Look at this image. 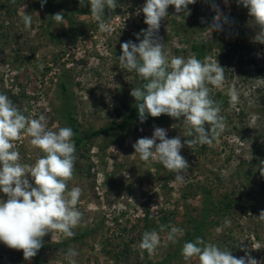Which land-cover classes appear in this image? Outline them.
<instances>
[{"label": "rangeland", "instance_id": "1", "mask_svg": "<svg viewBox=\"0 0 264 264\" xmlns=\"http://www.w3.org/2000/svg\"><path fill=\"white\" fill-rule=\"evenodd\" d=\"M145 2L118 0L114 12L105 8L104 19L111 18L113 29L108 34L99 31L89 0L82 5L80 0H47L44 7L39 0H0V93L26 116L45 115L49 128H77L87 135L122 122L128 107L137 104L130 93L140 78L120 66V45L129 40L139 43L135 34L147 25L143 13H136ZM212 3L229 18L223 30L234 26L237 37L243 32L244 43L229 39L230 43L221 45L223 30L219 36L216 31L210 35L206 28L215 15ZM188 7L189 15L169 6L158 35L170 57L195 56L201 61L210 57L225 68L223 86L209 85L212 99L226 118L225 131L211 145L196 143L181 149L190 166L183 182H177L157 160L142 161L132 147L139 138H151L154 127L166 129L168 138L180 136L182 143L191 139L185 137L182 120L167 118L161 125L139 128L131 125L85 143L76 151L74 176L68 182L69 190L82 189L77 205L82 220L73 229L74 237L53 232L43 238L47 249L40 264H69L70 248L78 252L73 258L76 264H199L198 258L185 261L181 254L183 244L196 237L237 258L247 251L264 264V222L257 218L264 210L260 174L264 167V78L260 74L264 44L254 41L258 29L251 26L248 10L236 0L227 4L197 0ZM58 12L64 15L62 22L51 17ZM25 13L32 17L29 30L22 22ZM203 44L207 46L203 52L193 50L194 45ZM63 80L70 87L74 122L63 113ZM233 87L239 92L234 108L227 94ZM30 139L22 136L14 142L21 163L34 164L43 155ZM0 199L7 197L0 192ZM206 209L205 227L191 239L193 222L201 221ZM225 218L231 220L230 227H223ZM161 225L183 228L184 235L175 243L168 241L169 229L160 231ZM151 230L159 233L160 245L149 254L139 243L142 234ZM20 252L0 242V264H22L25 259ZM26 262L33 264L34 257Z\"/></svg>", "mask_w": 264, "mask_h": 264}, {"label": "clouds", "instance_id": "2", "mask_svg": "<svg viewBox=\"0 0 264 264\" xmlns=\"http://www.w3.org/2000/svg\"><path fill=\"white\" fill-rule=\"evenodd\" d=\"M15 3V0H12ZM41 7L47 0H39ZM118 0H89L91 16L98 22L101 33L111 34L109 18L105 17V8L114 12ZM197 0H146L142 8L137 9L144 15L147 29L136 33L139 43L129 40L120 45V66L128 72H135L141 86L133 88L130 95L135 98L138 118L141 123L149 116L153 118L167 115L183 121L185 139L168 138L167 130L154 127L151 138L143 137L132 145L134 153L142 161L150 159L160 162L174 174L177 182H183L189 162L181 155V149L194 144L211 145L226 129V118L222 116L221 106L212 99L211 85L221 88L225 81L224 69L218 60L210 57L201 61L195 56H171L166 50L158 32L161 21L168 17L169 6L176 13L190 14L189 5ZM227 4L228 0H224ZM248 10L250 24L258 29L254 41L264 44V0H236ZM83 4V0H80ZM215 12L212 23L206 28L210 35L222 31L229 23L219 6L212 3ZM56 22H62L64 15L58 12L51 16ZM22 22L26 30L31 29L32 17L25 13ZM202 19V23H203ZM141 37H143L141 39ZM43 65H41V69ZM229 104L234 108L239 103V92L234 87L228 91ZM88 99V97H87ZM75 133L70 127L48 126L45 115L38 118L26 116L6 95L0 93V192L7 199H0V242L14 250H22L25 260H31L43 247V238L49 233L58 232L66 238L75 236L73 229L82 220L78 209L82 189L69 190L68 182L73 179L77 162ZM30 137V144L39 149L41 155L34 164L21 163L15 141ZM159 141V143H157ZM264 164V161L261 162ZM264 177V167L260 168ZM31 178V182L29 180ZM155 207V206H153ZM264 222V210L257 217ZM231 220L225 218L223 227H230ZM169 229L167 240L177 242L184 235V229L176 225H161L160 231ZM221 229H217L220 231ZM160 245V235L156 230L142 234L139 248L149 254ZM259 249V248H256ZM243 250V249H242ZM181 254L185 261L198 258L199 264H259L247 253L237 258L227 249L206 242L201 237L185 242ZM75 249H69L66 258L69 264H76Z\"/></svg>", "mask_w": 264, "mask_h": 264}, {"label": "trees", "instance_id": "3", "mask_svg": "<svg viewBox=\"0 0 264 264\" xmlns=\"http://www.w3.org/2000/svg\"><path fill=\"white\" fill-rule=\"evenodd\" d=\"M80 12L83 13V11H80ZM237 32H238V29L235 28L234 26H231V25L226 26L225 30L220 32L222 35V39H221L222 44L221 45H225L227 42L230 43L229 39H235V40L240 39L241 43H244L245 40H244L243 32L240 34L239 37L236 36ZM215 34L218 35L219 32L216 31ZM206 47L207 46L204 44L201 46L194 45L193 50L197 51V52H203V50ZM208 48H212V45ZM260 74L264 78V68L260 69ZM142 83H143V81L140 80L139 86H141ZM60 88L62 91V100L64 103V112H63L64 116L70 122H74V116H73L74 110L72 107L73 102H72V99H71V96L69 93L70 87H69L68 83L65 80H63L60 84ZM128 110H129V114L127 115V117L122 122H120V123L114 122L113 126H108L107 128L97 130V131L90 133V134H87V135L80 132L77 128H73V131L75 133L74 141H75V145H76V151L78 149L82 148L85 143L92 141L94 138L99 137V136L109 135L111 132L118 131L124 127H128L131 125H136L137 128L144 127V126H156V125H161L162 123H164L165 119L171 118L167 115H161L160 117H157V118H153V117L149 116L145 122L141 123L139 121V118H138L137 106H129ZM76 155H77V152H76ZM206 198H207V200L210 199V196L208 193L206 194ZM233 202L234 201H230V203H233ZM226 206H227V204L225 205V207ZM208 213H209V209H206L204 211V218L201 221H194L193 222L194 229H193V233L190 234L191 239L195 238L201 232V230L205 227L206 220H207L206 218L208 217ZM46 249H47V246H45L44 242H43V247L39 250L38 254L34 257V263L33 264H40V259L43 255V253L46 251ZM20 254H21V252L19 253V255ZM20 257L23 258V254H21ZM18 264H20V263H18ZM22 264H28V263L26 262V260H24V262H22Z\"/></svg>", "mask_w": 264, "mask_h": 264}]
</instances>
